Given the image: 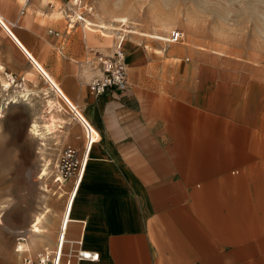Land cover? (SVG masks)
Segmentation results:
<instances>
[{
	"label": "crops",
	"instance_id": "crops-1",
	"mask_svg": "<svg viewBox=\"0 0 264 264\" xmlns=\"http://www.w3.org/2000/svg\"><path fill=\"white\" fill-rule=\"evenodd\" d=\"M37 1L20 0L30 28L15 30L20 45L2 30L17 49L16 63L24 75L44 66L98 133L65 237L82 240V248L99 258L77 264H264V67L255 64L251 73H240L216 56L220 51L201 54L137 35L159 41L148 47L128 39L135 35L129 33L123 46L127 87L94 95L87 85L93 69L80 68V60L98 44L82 35L84 49L74 38L60 42L41 34L33 27ZM75 125L81 141L70 145L81 151L80 123L65 128ZM71 186L70 179L60 189L62 216ZM41 198V209L23 229L29 228L32 246L52 248L62 217L53 210L57 200L48 203L46 188ZM46 207L52 211L38 223ZM13 252L15 258L7 253L12 259L0 264H22L14 243Z\"/></svg>",
	"mask_w": 264,
	"mask_h": 264
},
{
	"label": "rangeland",
	"instance_id": "rangeland-1",
	"mask_svg": "<svg viewBox=\"0 0 264 264\" xmlns=\"http://www.w3.org/2000/svg\"><path fill=\"white\" fill-rule=\"evenodd\" d=\"M33 1L28 0V3ZM37 2L39 4L36 6L33 27L38 26L41 34L50 36L48 30L52 29L59 33L60 42L64 37L81 42L84 37L87 43L99 45L89 46L87 56L80 60L83 62L80 68L84 64L88 65V60L94 62L95 69L87 80V85L99 74L96 56L100 53L111 54L114 47L102 48L110 47L116 39L115 33H120L126 28L124 33L129 30L137 32L134 36L127 37L128 39L138 43L142 41L148 47H153L154 43L159 41L147 38L148 35L141 33H155L167 37L168 32L177 28L184 32V39L181 43H169L170 45L185 44L201 54H213L212 50L220 51L221 55H213L225 58L226 66L239 67L240 73L248 72L246 69L251 73L255 64L264 67V0H82V6L86 8L84 18L92 21L95 26L88 27L87 24L82 25L81 20L76 22L72 19L67 29V0ZM21 8L26 12L20 0H6L4 4L0 1V65L3 66L2 70L0 69V260L16 257L13 252L15 233L27 227L33 214L41 209V195L45 187L55 185L52 182V174L69 135L72 134L70 144L81 141L76 135L77 125L74 128H65L73 119L68 107L64 105V110L61 104L67 95L61 90V84L55 92L49 90L46 94L43 88L47 84L39 73L43 70L52 78L50 72L44 66L37 72L27 64L30 68L27 75H24L22 66L19 67V63H16V56L19 55L17 49L3 32L17 45L21 44L15 30L17 33L22 29L30 30L27 24L29 14L26 13L23 18ZM117 17H125L128 20L124 23L114 20ZM11 23L15 26L11 27ZM2 24L8 31L2 28ZM75 25V28H70ZM101 25H105L106 29L100 28ZM60 42L53 46L58 48ZM124 43L125 39L123 46ZM83 45L81 42V46L86 49V45ZM194 45L204 49L200 50ZM27 49L37 57L32 46L27 44ZM156 51L159 52L157 49ZM32 71V77L27 79L26 76ZM8 74H12L14 81L11 80L9 89H6L3 82L9 81ZM24 80L31 85V88H28L32 90L22 91L21 84ZM54 81L59 83L56 79ZM236 86L243 90L249 87L248 83H237ZM51 98L54 105L51 115L56 119L57 126L55 133L42 140L45 143L42 146L33 134L32 124L35 122L42 125L50 117L46 100ZM58 120H64V123L59 124ZM61 129L63 132H60ZM53 210H58L57 204ZM29 248L34 251L43 246L29 245ZM7 253L15 255L9 258Z\"/></svg>",
	"mask_w": 264,
	"mask_h": 264
},
{
	"label": "built area",
	"instance_id": "built-area-1",
	"mask_svg": "<svg viewBox=\"0 0 264 264\" xmlns=\"http://www.w3.org/2000/svg\"><path fill=\"white\" fill-rule=\"evenodd\" d=\"M67 21L78 22L84 20L86 8L82 6V0H67L66 8ZM89 11V9H87ZM24 9H21L22 14ZM2 28L8 31L2 24ZM49 33L59 37V33L52 29ZM184 32L180 29H173L168 32L167 42L181 43L184 39ZM26 53V52H25ZM123 48L120 43L116 44L109 55L98 54L99 74L94 76L88 83V88L94 95L104 93L109 88L125 89L128 85L127 67L123 59ZM27 54V53H26ZM30 61L31 57L27 54ZM89 65L94 67V62L88 60ZM40 74V73H39ZM41 78L42 75L40 74ZM14 81V79H12ZM44 82L47 83V80ZM65 105L72 113L83 131V146L81 151L72 145L62 148L52 174V182L58 188H64L68 180H72V186L67 192V208L63 219L60 221L55 245L52 248H42L31 251L26 245L27 236L23 231L18 230L14 237V251L19 254L22 264H77L82 260L95 261L99 258L96 251L82 248V240L72 241L65 237L67 223L69 222L72 200L76 194L79 183L83 177L88 155L92 145L98 140V133L91 123L82 115L81 111L74 104L65 99ZM66 198V200H67ZM66 206V205H65ZM194 264V263H193Z\"/></svg>",
	"mask_w": 264,
	"mask_h": 264
},
{
	"label": "bare ground",
	"instance_id": "bare-ground-1",
	"mask_svg": "<svg viewBox=\"0 0 264 264\" xmlns=\"http://www.w3.org/2000/svg\"><path fill=\"white\" fill-rule=\"evenodd\" d=\"M114 20H116V21H123V23H124V21H126L128 19L125 18V17H119V18L117 17ZM81 21H82V24L83 25L87 24L88 27L95 26V24L92 21H90V20H88L86 18H84V20H81ZM68 25H70V21L68 22ZM109 27H112V26L109 25ZM100 28H105L106 29V26L105 25H101ZM118 30H121V29H118ZM122 30L123 31L120 32V33L119 32H116L115 33L117 36H116V39H115V42H114V46L113 47H115L116 44L120 43V45L123 48V41H124V39H126V37L128 36V34L129 33L130 34H137V32L135 30H129L128 29L129 30L128 33H124L125 31H127V28L126 29H122ZM108 31H111V30H108ZM141 34L148 35L151 38H156V39H160V40L167 41V37L162 36V35H158V34H155V33H141ZM122 37H123V39H122ZM122 54H123V59H124V62H125L124 50H123V53ZM85 65H87V64H85ZM87 66L90 67V68H92V69H95L94 67H91L89 64ZM2 68L3 67L0 66V69L1 70H2ZM32 74H33V71L28 74L27 78L29 79V77ZM40 74L42 75V78L41 79L43 81L47 80V83H46L47 85L43 88V90H45L44 92L46 94L49 92V90H52V91L55 92L56 87H57L55 81L49 75L45 74V71H43V70L40 72ZM7 77H9L8 78V80H9L8 82L9 83L6 81V82H3V84H4V88L9 89V84H11L10 82L13 79V76H12V74H8ZM21 86H22V91H30V90H32V89H29V88H31V85H29V83H27L25 80L21 84ZM21 95H23V94H21ZM46 102H47L46 104L48 105L47 107L49 108L50 117H48L47 121L44 122V123H42V125H39V124H37L35 122L32 124V128H33L32 131H34L33 134H34L35 137H37L40 140V145H42V146L45 145V143L42 140H45L47 138L46 136L55 133V126H57L56 125V122H57L56 119L54 117H52V115H51V111H52V107H53L52 98L46 100ZM72 119H73V121H76V119H74V118H72ZM58 122H59V120H58ZM61 123H64V121L59 122V124H61ZM60 132H63V130L61 129ZM70 139H72V134L69 135L68 140H67V142L64 145H69L70 142H71ZM45 188H46V194H47V201L57 200V203L56 204H61V202H64L65 203L64 191H60L61 188H58L56 185H53V186L50 185L49 187L46 186ZM50 211H52V209L50 207H46V209L44 211L40 212L38 214V216H37L38 223L41 222L42 221V218L45 217V214L47 212H50ZM54 212H56V214L58 215L59 219H61V217L63 219V217H64V215L62 216L63 210H61L59 212L56 210ZM0 222H1V220H0ZM21 231H23V233L27 236V243H26V245L29 247V245H31V243H30L29 228L28 229H21ZM39 231H40L39 227L33 226V232H39Z\"/></svg>",
	"mask_w": 264,
	"mask_h": 264
}]
</instances>
